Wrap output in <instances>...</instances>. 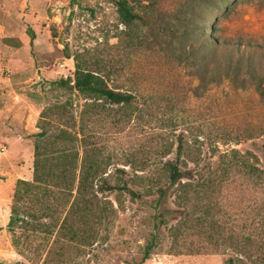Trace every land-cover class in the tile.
Instances as JSON below:
<instances>
[{
  "label": "rangeland",
  "instance_id": "rangeland-1",
  "mask_svg": "<svg viewBox=\"0 0 264 264\" xmlns=\"http://www.w3.org/2000/svg\"><path fill=\"white\" fill-rule=\"evenodd\" d=\"M175 3H147L145 8L157 10L159 18L151 20L150 28L136 25L135 31L147 34L151 44L140 49L119 43L116 36L123 26L108 0H0L1 263L31 264L15 252L6 231L12 196L17 180H32L40 114L67 100L72 103L67 111L77 115L83 103L53 86L61 79L73 80V57L79 55L103 70L111 88L137 93L129 109L108 105L105 114L88 123L91 141L109 160L110 176L119 169L128 178L134 170L158 174L166 161L175 159L181 139L180 162L199 171L196 179L207 176L214 185L199 189L188 208L197 228L174 232L177 236L170 226L185 222L182 218L156 233L158 212L152 199L137 201L124 194L118 196L119 205L111 194L117 214L111 222L102 220L91 246L65 248L56 235L53 244L42 243V261L264 264V0H236L226 15L209 13L212 22L217 19L214 36L219 41L238 43L242 50L262 47L257 54L261 74L212 82L223 73L217 69L204 84L197 61L179 65L170 58L178 44L168 48L160 36L162 28L171 26ZM55 127L49 129L54 132ZM154 234L156 247L142 261ZM48 250L55 253L51 259Z\"/></svg>",
  "mask_w": 264,
  "mask_h": 264
},
{
  "label": "trees",
  "instance_id": "trees-1",
  "mask_svg": "<svg viewBox=\"0 0 264 264\" xmlns=\"http://www.w3.org/2000/svg\"><path fill=\"white\" fill-rule=\"evenodd\" d=\"M235 1L176 0L169 23L171 26L161 29L160 36L166 40L168 48L173 46V42L178 44L177 49L170 50L171 59L175 58L179 65L197 61L200 84L208 83L217 69H222L223 73H219L218 79L215 77L212 82H235L262 72L257 61L262 47L245 46L243 51L238 43L219 41L214 36L217 19L212 22L209 13L226 15ZM108 2L115 7L118 22L123 26L116 36L119 43L148 49L151 45L148 35L138 34L135 29L139 23L150 28L151 20H158L157 10L145 8L150 0ZM73 60V80L61 79L53 86L76 94L83 103L77 115L67 111V106L72 103L66 100L48 107L39 116L37 128L40 131L34 135L32 180H17L6 225L15 252L31 264H48L46 260L42 261V243L45 242L46 246L53 244L52 238L56 235L61 237L65 248L77 245L85 250L95 240L93 233L102 220L111 222L117 214L111 194H116L115 200L119 205L118 196L124 194L137 201L152 199L158 212L154 218L156 233L162 226L181 218L185 222L170 226L173 236H177L174 232L196 229V220L188 216V208L203 189H212L214 182L207 176L196 179L199 171L180 162L183 154L181 139L175 159L166 161L158 174L152 169L141 170L143 173L140 174L134 170L133 176L128 178L127 172L119 169L110 176L109 160L91 141L88 123L92 118L105 114L108 105L129 109L137 93L135 89L111 88L103 70L90 60L81 59L79 55ZM52 124L56 126L54 132L49 129ZM111 177L115 178L113 183ZM157 239V234H154L148 240L142 261L150 258ZM54 254L48 250V258Z\"/></svg>",
  "mask_w": 264,
  "mask_h": 264
}]
</instances>
